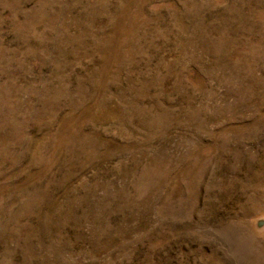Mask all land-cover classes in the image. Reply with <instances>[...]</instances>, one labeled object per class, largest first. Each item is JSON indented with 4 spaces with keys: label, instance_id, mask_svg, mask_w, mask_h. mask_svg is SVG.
<instances>
[{
    "label": "rangeland",
    "instance_id": "1",
    "mask_svg": "<svg viewBox=\"0 0 264 264\" xmlns=\"http://www.w3.org/2000/svg\"><path fill=\"white\" fill-rule=\"evenodd\" d=\"M0 264H264V0H0Z\"/></svg>",
    "mask_w": 264,
    "mask_h": 264
}]
</instances>
